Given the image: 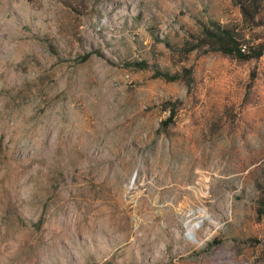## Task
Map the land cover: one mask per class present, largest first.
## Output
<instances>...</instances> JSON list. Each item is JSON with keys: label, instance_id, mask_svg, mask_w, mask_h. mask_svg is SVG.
<instances>
[{"label": "rangeland", "instance_id": "374dc122", "mask_svg": "<svg viewBox=\"0 0 264 264\" xmlns=\"http://www.w3.org/2000/svg\"><path fill=\"white\" fill-rule=\"evenodd\" d=\"M215 23L264 47V0H0V264H264V52Z\"/></svg>", "mask_w": 264, "mask_h": 264}, {"label": "trees", "instance_id": "16d2710c", "mask_svg": "<svg viewBox=\"0 0 264 264\" xmlns=\"http://www.w3.org/2000/svg\"><path fill=\"white\" fill-rule=\"evenodd\" d=\"M245 9V8H242ZM245 11V10H244ZM205 31L207 32L208 44L211 48L218 49L223 53L235 55L239 58H246L249 56H259L264 52V47L258 45L256 48L250 46V50H245L244 46L240 45L239 40L236 37L235 32L228 27L221 24L215 23L211 27L206 26ZM244 47V49H242ZM168 78H176L174 75H169L166 72H157ZM171 117L169 116L168 119Z\"/></svg>", "mask_w": 264, "mask_h": 264}, {"label": "built area", "instance_id": "2783aa9c", "mask_svg": "<svg viewBox=\"0 0 264 264\" xmlns=\"http://www.w3.org/2000/svg\"><path fill=\"white\" fill-rule=\"evenodd\" d=\"M242 49H244V47H242Z\"/></svg>", "mask_w": 264, "mask_h": 264}]
</instances>
